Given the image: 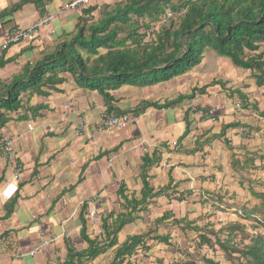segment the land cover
Segmentation results:
<instances>
[{"label":"crops","instance_id":"0c3cea01","mask_svg":"<svg viewBox=\"0 0 264 264\" xmlns=\"http://www.w3.org/2000/svg\"><path fill=\"white\" fill-rule=\"evenodd\" d=\"M21 1L0 0V14ZM66 1H47L43 14L34 3L25 2L10 15H0V46L12 28L30 27L43 16L54 14ZM90 2L93 5L95 0ZM96 14L94 10L92 16ZM62 15L44 26L36 41H20L0 49V60H7L0 67L1 81H9L25 64H34L44 52L54 49L59 36L75 29L80 13L73 10ZM58 76L61 81L53 88L41 87L46 94L24 93L22 103L27 113L21 110L24 117L12 114L0 129V146L6 140L13 145L10 160L0 155V264H59L67 259L69 248L86 249L88 244L81 238L83 221L88 237L99 234L103 219L109 224L125 210L124 196L140 198L143 172L154 191L175 186L185 198L172 199L171 189V199L165 195L153 198L137 220L119 231V243L127 235L149 228L165 212L177 218L190 210L192 215L198 214L195 210L200 208L205 213L208 208L200 207L195 197L201 191L233 197L231 202L240 204L251 199L256 202L246 189H263L264 163L259 169L241 171L233 169V162L246 150L264 151V117L253 108H237L238 93L230 92L240 90L250 103L262 96L248 72L234 68L228 59L209 52L193 69L168 81L111 90L113 108L132 112L143 101L163 104L214 79L227 82L225 88L209 86L204 93L196 92L194 97L167 107L131 113L134 120L113 130L97 128L103 112L108 111L97 91L78 86L71 73ZM263 103L259 102L260 108ZM214 105L218 108L210 115L208 110ZM116 110L112 112L118 113ZM187 113L189 134L183 137ZM231 122H239V126L225 129ZM223 129L224 137H214ZM154 150H160L159 159L144 164L143 158L152 159ZM16 168L20 169L18 188L6 200L1 191ZM89 210L97 214L95 224L88 218ZM159 250L163 251V246L155 245L149 253L157 256ZM113 254L108 250L86 264H104ZM158 257L167 258L168 254Z\"/></svg>","mask_w":264,"mask_h":264},{"label":"trees","instance_id":"16d2710c","mask_svg":"<svg viewBox=\"0 0 264 264\" xmlns=\"http://www.w3.org/2000/svg\"><path fill=\"white\" fill-rule=\"evenodd\" d=\"M47 1L22 0L0 15H10L25 2L34 3L43 14ZM94 10H98L96 17L92 16ZM79 13L75 29L59 36L53 50L44 52L32 65L25 64L9 81L0 80V129L12 119V114L24 117L27 113L22 103L24 93L46 94L41 87L53 88L61 81L59 73H71L78 86L97 91L104 98L107 110L112 112L116 109L111 105V90L123 85L143 87L168 81L193 69L209 52L228 59L234 68L248 72L247 77L253 79L262 98L250 103L247 94L238 89L232 90L230 95L238 93L237 103L241 108H253L264 117V0H119L101 6L94 3ZM6 62L0 60V67ZM216 84L225 88L227 82L214 79L194 88L189 95H180L163 104L143 101L132 112L116 110L120 114H115L131 115L148 107H167L194 97L196 92L202 94ZM259 102L263 103L262 108ZM185 122L183 137L189 134L188 113ZM238 126L239 122H231L225 129ZM225 129L214 137H224ZM4 146L5 141L0 146V155L10 160L13 148L7 154ZM160 153L154 150L152 159L145 156L144 164L156 162ZM262 163L264 151L246 150L241 159L234 160L233 169H259ZM142 180L140 198L124 196L125 210L109 224L103 219L99 234L88 237L83 221L81 238L88 247L80 251L69 248L67 259L59 264H86L108 250L114 254L104 264H264V180L262 190L246 189L256 202L251 199L240 204L231 202L233 197L227 199L219 193L201 191L195 197L200 207L209 209L205 213L192 215L190 210V214L177 218L165 212L149 228L127 235L119 243V231L137 220L153 198L165 195L171 199L169 189L172 199L185 198L175 186L167 185L154 191L144 172ZM119 194H123L122 189ZM230 209H234L230 215L237 219L219 220L220 226L216 228L217 221L209 219L214 211ZM242 221L252 223L257 232H248ZM155 245H162L168 257L157 258L150 254ZM219 252L223 261L214 256ZM152 257L155 259L150 260Z\"/></svg>","mask_w":264,"mask_h":264},{"label":"built area","instance_id":"2783aa9c","mask_svg":"<svg viewBox=\"0 0 264 264\" xmlns=\"http://www.w3.org/2000/svg\"><path fill=\"white\" fill-rule=\"evenodd\" d=\"M90 1L91 0H68L64 2L54 14H49L46 17L39 19L30 27L12 28L10 31H8L4 35L0 49L1 50L8 49L11 44L18 43L20 41H25V40L36 41L39 38L44 26L48 25L52 20L60 17L66 11H73V10L78 11V12L82 11L83 8L87 7L88 5H91ZM166 13L167 15H170V12L168 10ZM50 33H53V31L51 30ZM68 105L69 104L67 103V106ZM236 107L241 109V106L239 103H236ZM217 108H218V105L212 106L211 108H209L208 113L212 115L217 110ZM134 119L135 117H133L130 114L117 115L114 112L105 111L103 112L101 116V119L97 125V128L99 130L120 129V128L126 127ZM80 127H82V125ZM28 128L31 129L32 125L29 124ZM80 129L78 130V132H80ZM11 148H12V141L6 140L3 151L9 154V152L11 151ZM19 170H20L19 168L15 169L12 180L8 182L1 191V196L6 200L10 199L17 191L18 182L20 180ZM96 215L97 214L95 211L93 210L88 211V218L92 224H95L97 222ZM46 243L47 242L45 241L44 244Z\"/></svg>","mask_w":264,"mask_h":264},{"label":"rangeland","instance_id":"374dc122","mask_svg":"<svg viewBox=\"0 0 264 264\" xmlns=\"http://www.w3.org/2000/svg\"><path fill=\"white\" fill-rule=\"evenodd\" d=\"M117 1H119V0H95V3L96 4H98V6L100 5H103V4H113L114 2H117ZM98 9V8H97ZM95 12L97 13L98 12V10H95ZM98 14V13H97ZM97 14L95 15V17L97 16ZM7 26H10V24H8ZM198 210V211H197ZM197 210H195V212L196 213H201V208L200 209H197ZM233 210L234 209H230V211H227V212H225V211H218V210H216V212H214V215L211 217V218H209V219H211V220H214V222L215 221H217L215 224V226H216V228H218L219 226H220V224H219V220H221V221H223V222H228V221H232L233 220V218H236L237 219V217H234V216H232V215H230L232 212H233ZM201 223V222H200ZM242 223H244L245 225H247V228H246V230L248 231V232H251V233H254V232H257V229H255L254 228V225H252V223H249V222H247V221H242ZM264 232V231H263ZM165 251H162V250H159V251H156V253L158 254H156L157 256H155V257H157V258H159L158 256L160 255H163V256H165V255H167L168 253H164ZM153 253V252H152ZM209 254L211 255L212 253L209 251ZM215 256V258L216 259H219V260H221V261H223V258L221 257V253L219 252V254H218V256L217 255H214Z\"/></svg>","mask_w":264,"mask_h":264}]
</instances>
